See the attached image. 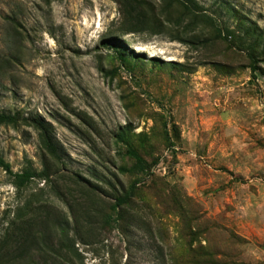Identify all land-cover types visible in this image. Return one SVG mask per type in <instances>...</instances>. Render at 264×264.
<instances>
[{
  "label": "rangeland",
  "instance_id": "1",
  "mask_svg": "<svg viewBox=\"0 0 264 264\" xmlns=\"http://www.w3.org/2000/svg\"><path fill=\"white\" fill-rule=\"evenodd\" d=\"M0 112V158L48 176L0 168V264H264V0H0ZM122 133L158 164L114 212Z\"/></svg>",
  "mask_w": 264,
  "mask_h": 264
},
{
  "label": "trees",
  "instance_id": "2",
  "mask_svg": "<svg viewBox=\"0 0 264 264\" xmlns=\"http://www.w3.org/2000/svg\"><path fill=\"white\" fill-rule=\"evenodd\" d=\"M187 8H189V6ZM225 9L230 12L228 7H225ZM237 20L238 23L236 29H239L238 32L240 33V35L243 36V38L245 37V39L240 37V35L237 36L236 30H231L227 27L224 28V30L220 29L218 31L219 36L223 40L231 44H234L232 39L235 40L236 38L238 40H241L240 42H244L243 44H245L246 41L249 40L248 47L250 51V57L253 62L252 71L253 74H255L257 71V62H258L256 53H258V48L260 47V43L261 40L263 39V36L258 32L257 27L254 28L247 25L246 22L241 18H238ZM120 45H121L120 42H116L113 46L115 49H118ZM119 56L121 59H124V61L128 60V58H126L122 53H120ZM20 120L21 119L18 114H7L4 112H0V125L16 126ZM25 120L26 122H29L28 119ZM29 124L33 125L39 131L40 142L44 150H46L48 154H50L52 157L61 160L62 157L61 151L59 147L56 145L54 138L51 135L50 126L48 124L41 123V121L37 119H34V121L30 122ZM119 139L120 142H122L126 146L125 155L133 161V165L131 168L123 167L120 168V171L123 174L134 175L135 180L129 185L127 191L122 196L116 197L115 204L113 205L114 212H118L121 208H124L125 206L129 205L135 199L137 193L139 192V184L143 181L144 178L153 177L154 174L153 168L158 164L157 159L154 158L153 161L150 162L137 150L132 148L129 142L127 141L125 133L120 134ZM166 141L168 144L167 145L168 149L172 151L175 156L176 154L175 144L168 134L166 136ZM0 168H2L3 171H5L7 175L13 179V184L18 191H21L23 188H25L28 185V183L31 182L36 177H39L43 180H46L48 177L45 174V172L37 174L36 172L30 169H26L20 173H15L13 172L10 164L6 163L2 158H0ZM9 230H11V227L8 228L7 231ZM9 232L4 234L3 240H1L2 243H1L0 252L5 251V245L8 243ZM26 243L28 244V241H26Z\"/></svg>",
  "mask_w": 264,
  "mask_h": 264
}]
</instances>
